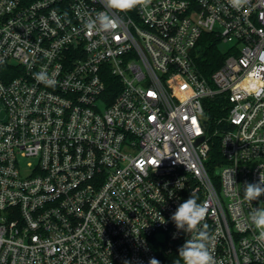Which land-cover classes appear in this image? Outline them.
I'll use <instances>...</instances> for the list:
<instances>
[{"label": "built area", "instance_id": "1", "mask_svg": "<svg viewBox=\"0 0 264 264\" xmlns=\"http://www.w3.org/2000/svg\"><path fill=\"white\" fill-rule=\"evenodd\" d=\"M99 11L119 27L87 32L84 13ZM203 33L226 45L209 76L196 63ZM41 70L54 86L34 78ZM257 83L264 0L240 11L151 0L127 13L104 0H0V264H164L159 246L196 235L171 220L191 193L208 207L217 264H264L249 220L264 195L243 200L264 175ZM214 98L217 183L207 170Z\"/></svg>", "mask_w": 264, "mask_h": 264}, {"label": "clouds", "instance_id": "2", "mask_svg": "<svg viewBox=\"0 0 264 264\" xmlns=\"http://www.w3.org/2000/svg\"><path fill=\"white\" fill-rule=\"evenodd\" d=\"M104 3L107 9L127 13L137 7L146 10L151 0H104ZM228 3L236 11H240L248 5L249 0H228ZM84 16V28L89 33H111L119 27V21L108 11H99L95 16L86 12ZM34 78L46 86L55 85V78L49 76L46 70L35 73ZM256 92L264 95V85L257 83ZM233 183H235L234 180ZM243 190L244 201L252 204L253 201L258 200L264 195V175L260 174L259 181L256 183L246 182ZM197 200L198 197L191 193L190 197L180 203L171 215V220L178 231L182 230L187 234L196 232L195 236L188 238L178 248V255L172 264H217L211 250L214 236L206 230L208 225L202 224L207 217L208 207L206 203H198ZM249 220L257 232L256 241L264 244V207L254 208L249 214ZM201 225L204 230H200ZM124 264H131V262L126 260ZM148 264H160V261L153 257L149 259Z\"/></svg>", "mask_w": 264, "mask_h": 264}, {"label": "trees", "instance_id": "3", "mask_svg": "<svg viewBox=\"0 0 264 264\" xmlns=\"http://www.w3.org/2000/svg\"><path fill=\"white\" fill-rule=\"evenodd\" d=\"M223 54L220 50L218 39L211 33H203L202 38L199 41L197 49L196 63L200 71L209 76V74L215 70L222 61ZM210 109L208 112L211 124L209 126L211 149L209 152V158L207 161V170L210 176L217 183V177L215 175V169L219 166L223 159L220 154L218 138L212 135L214 129V121L223 112L220 109L221 100L214 98L210 101ZM178 248H171V250L165 251L164 247L159 246L157 249L158 257L164 264H172L173 260L178 255Z\"/></svg>", "mask_w": 264, "mask_h": 264}, {"label": "rangeland", "instance_id": "4", "mask_svg": "<svg viewBox=\"0 0 264 264\" xmlns=\"http://www.w3.org/2000/svg\"><path fill=\"white\" fill-rule=\"evenodd\" d=\"M225 48H226V45H225V44H220V50H221V51H224Z\"/></svg>", "mask_w": 264, "mask_h": 264}]
</instances>
